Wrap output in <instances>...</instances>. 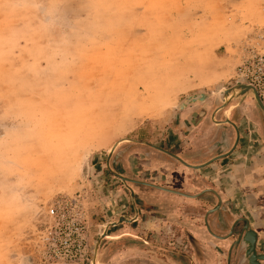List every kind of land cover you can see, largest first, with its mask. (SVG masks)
<instances>
[{"label": "rangeland", "instance_id": "1", "mask_svg": "<svg viewBox=\"0 0 264 264\" xmlns=\"http://www.w3.org/2000/svg\"><path fill=\"white\" fill-rule=\"evenodd\" d=\"M263 46L264 0H0V264H92L96 251L97 264H152L163 245L141 212L164 165L148 149L189 97L207 95L206 117L222 105ZM228 104L241 148L264 157L255 100ZM206 117L222 155L230 134Z\"/></svg>", "mask_w": 264, "mask_h": 264}, {"label": "crops", "instance_id": "2", "mask_svg": "<svg viewBox=\"0 0 264 264\" xmlns=\"http://www.w3.org/2000/svg\"><path fill=\"white\" fill-rule=\"evenodd\" d=\"M209 116L210 114L207 117L201 114L196 104L188 106L172 117V124L168 125L161 146L153 143L152 149L160 148L191 166L209 162L218 156L217 149H214L211 142V127L208 123L202 128L197 127L198 120L206 117L205 121L208 122ZM223 148L224 154L231 151ZM249 151V146L247 150L239 146L225 159L211 163L198 171L177 163L162 152L152 151L148 159L149 166L156 172L160 170V164L164 165L162 178L155 177V181L161 180L166 192L154 189L147 192L149 195L146 199L145 213H141L146 216L144 221L146 229L153 234V238H150L161 241L158 244L165 247L176 243L182 244L185 248L193 247L194 241L190 242L186 238L182 226L190 222L194 228L208 213L206 223L216 237L225 238L236 221H246L258 235L257 253L264 254V157L251 155ZM187 196H201L208 202L200 204L199 200L193 198L191 200ZM192 217L197 219L193 221L188 219ZM160 232L162 233L159 239L160 236H156L160 235ZM191 232L192 236L196 235L194 229ZM233 240L235 239H229L224 244L229 246ZM208 244L213 246L212 242ZM185 255L192 257L194 261V256L188 248L185 249ZM207 259L209 260L207 264H218L221 258L216 256L213 258L209 253ZM238 263L240 261L233 264Z\"/></svg>", "mask_w": 264, "mask_h": 264}, {"label": "water", "instance_id": "3", "mask_svg": "<svg viewBox=\"0 0 264 264\" xmlns=\"http://www.w3.org/2000/svg\"><path fill=\"white\" fill-rule=\"evenodd\" d=\"M220 96L222 97L221 99L223 106L227 105L230 101L233 100L240 101L245 97H251L255 100L256 103H258L264 115V107L262 105V102L259 99L257 92L251 85H245V86L238 85L230 90L220 93ZM206 99L207 96L205 95L191 96L179 108V110H185L188 107V105L201 103L206 101ZM212 120H214V117H212ZM236 145L237 144L235 143L230 153L216 156L209 162L199 166L188 165L187 163L183 162L179 157L171 153L165 152L163 150H161V152L168 155L171 159H173L177 163H180L190 169L198 171L202 168L207 167L211 163L225 159L236 149ZM156 189H159L157 191L166 192V190L163 188L156 187ZM201 196H203V194H201ZM201 196H193V197L187 196V197H190V199L193 198L199 200L200 204H206L208 200L205 198H201ZM207 216L208 213L204 215L206 220H204L203 217L202 222L194 228L190 222H188V224L186 225L183 221L184 226H182L183 229L182 232H184L186 238H188L190 242L194 241L195 243L193 247L189 246L188 249V251L191 250L192 255L194 256V261L192 260V257L186 256L185 253H180L165 248L163 246L152 244L151 246H153V251H151L150 253L152 264H167V263L168 264H207V262L209 261L207 259V257L209 258V253H211V257L213 258H215V256L216 258L217 257L221 259L225 258V262H226L225 264H233L234 262H238V261H240V263L238 264H264V254L257 253L256 250L258 235L253 229L249 227V224L246 221H241V222L236 221L233 224L232 228L228 231L226 237L223 238V237H216L211 231V229H209V226L206 223ZM188 219L193 221L197 218L192 217ZM242 223H244L243 226ZM189 229L191 231H193L194 229L196 235L192 236L193 233ZM229 239L230 240L235 239V240H233L234 242L232 244L226 246L224 243L228 242ZM209 242H212L213 246L208 244ZM135 245L140 246V245H148V244L144 243V244H135ZM241 253H243V255H241ZM92 264H97V251L94 254Z\"/></svg>", "mask_w": 264, "mask_h": 264}, {"label": "flooded vegetation", "instance_id": "4", "mask_svg": "<svg viewBox=\"0 0 264 264\" xmlns=\"http://www.w3.org/2000/svg\"><path fill=\"white\" fill-rule=\"evenodd\" d=\"M238 85H243V86H245V85H248L246 82H243V81H241V82H236L235 83V85L233 86V87H231V88H229V89H224V90H222V91H220V93H223V92H225V91H227V90H230V89H232V88H234V87H236V86H238ZM200 96L201 95H205V96H207L206 94H199ZM259 97V96H258ZM260 99V98H259ZM243 100V99H242ZM261 100V99H260ZM206 101H207V99H206ZM241 101V100H240ZM261 102H262V100H261ZM256 105H257V107H259V105H258V103H256ZM262 105H263V107H264V104H263V102H262ZM235 108H237V106L235 107ZM235 108H233V107H231L230 108V104H227V105H225V106H223V104L222 105H219L218 107H215L212 111H211V113H210V121L212 120V117H214V119L218 122L217 124H215L216 126H218V127H221V128H224L225 130H226V132L228 133V134H230V137H231V139H232V141L229 143V145H228V143H227V141H224L223 143H221L223 146H221V147H226V149H227V151H229L230 149H232L233 148V146H234V144L236 143L237 145H236V148H238L240 145H241V143H242V139H243V136H242V132H241V129H240V126H239V122H236V119L235 120H233L234 118H233V116H235V117H239V119L238 120H240L241 119V116H242V113H241V109H238L237 111H236V109ZM241 108V107H240ZM260 108V107H259ZM258 108V109H259ZM235 109V110H234ZM227 111H230L229 113H228V115H227ZM261 112H262V110H261ZM218 113H222V114H224V117H223V119L222 120H217V114ZM263 113V112H262ZM260 113H258L257 112V110H256V114L254 113L253 114V116H252V119L253 120H255L256 122H258V120H259V117H260ZM263 115V114H262ZM257 117V119H254V118H256ZM213 121V120H212ZM214 124V123H213ZM225 136V135H224ZM226 138V137H225ZM226 140V139H225ZM136 144H138V143H136ZM140 145H143V144H140ZM228 145V146H227ZM143 146H147V145H143ZM149 146H151V145H149ZM148 147V146H147ZM151 147H153V146H151ZM228 147V148H227ZM149 148V147H148ZM117 149V146H113L111 149H110V151H109V154H113L114 152H115V150ZM148 150H150L151 152H152V150H154V149H152V148H149ZM161 151L162 149H160V148H157L156 149V151ZM230 152V151H229ZM229 152H226V154L227 153H229ZM143 153V155L145 156V157H147L148 158V156L150 155L147 151H144V152H142ZM114 154H116L115 156H114V159H116V161H115V165L117 164V166L119 165V166H122L123 167V165H121L120 163H121V159L123 158V156H124V154H123V151H121L120 153H114ZM118 162H120V163H118ZM113 174L118 178V179H120V181L121 182H123V183H125L126 185H132V182H133V180L132 179H129V178H126V177H124V176H122V175H120V174H118V173H115V172H113ZM132 191V190H131Z\"/></svg>", "mask_w": 264, "mask_h": 264}, {"label": "built area", "instance_id": "5", "mask_svg": "<svg viewBox=\"0 0 264 264\" xmlns=\"http://www.w3.org/2000/svg\"><path fill=\"white\" fill-rule=\"evenodd\" d=\"M248 71L249 74L245 75V79H243V82H246L248 85H251L255 89L259 98L264 104V91L261 88V85L264 82V46L261 49L258 57H256L254 61L248 63ZM57 205L58 203H56L49 209V214L51 216H58Z\"/></svg>", "mask_w": 264, "mask_h": 264}]
</instances>
